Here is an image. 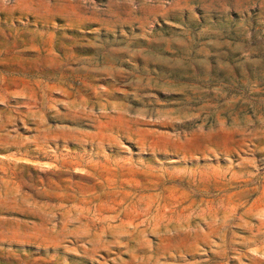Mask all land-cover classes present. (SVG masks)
<instances>
[{
    "label": "rangeland",
    "instance_id": "rangeland-1",
    "mask_svg": "<svg viewBox=\"0 0 264 264\" xmlns=\"http://www.w3.org/2000/svg\"><path fill=\"white\" fill-rule=\"evenodd\" d=\"M0 264H264V0H0Z\"/></svg>",
    "mask_w": 264,
    "mask_h": 264
}]
</instances>
